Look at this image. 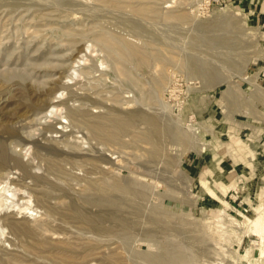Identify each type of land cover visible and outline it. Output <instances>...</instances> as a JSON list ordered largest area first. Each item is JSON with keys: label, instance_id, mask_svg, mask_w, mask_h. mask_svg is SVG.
<instances>
[{"label": "rangeland", "instance_id": "obj_1", "mask_svg": "<svg viewBox=\"0 0 264 264\" xmlns=\"http://www.w3.org/2000/svg\"><path fill=\"white\" fill-rule=\"evenodd\" d=\"M146 1L164 11L188 8L189 20L170 22L176 26V32L174 27L163 28L164 21L135 15L129 6L106 7L90 1L87 5L91 6V10L78 12L77 15L80 14L69 24L81 28L91 26L94 22L102 23L110 33L124 36L139 45L149 35L156 39H163L166 35L168 39L164 44L169 45L167 47L176 55L186 62L194 58L204 60L208 70L214 75H222L225 80L211 87L206 80L209 77L191 74L175 65L168 66L171 81L163 98L165 106L168 102L170 106L165 108L159 100L149 103L143 100L151 91L148 84L142 89L127 87L123 77L106 68V64L101 67H104L107 76H99V83L93 79V74L85 78V88H89L93 97L105 103L102 108L84 106L93 114H106L109 109H114L119 113L121 111L120 114L142 111L145 116L159 118L161 153L156 156L149 151L151 146L138 141L133 144V138L128 134L123 135V147L121 144L120 147H115L116 144L111 147L105 145L88 129L81 128L73 134L69 131L72 126L64 129L67 130L65 134L47 132L49 134L40 137L37 129L42 126L29 123L25 119V109L20 108L30 101L26 82L16 78L13 84H0V104L2 100L7 101H3L0 106V145H6L5 151L12 157L9 167L0 173L11 172V186L25 194V198L18 197L15 203L9 199L7 203L6 194L10 198V192L1 190L6 183L0 186V264H147L138 258L140 253L147 251L162 258L166 257L167 251L174 249L183 255L182 264H264V210L257 220L252 221L256 212L264 207V179H254L255 167L250 162L252 158L255 159L256 152L264 148V80L261 79L264 74L259 75V70L264 69V25L248 12V0ZM198 1L201 5L196 10ZM169 5L171 7H167ZM224 8L235 14L237 19L230 23L219 21ZM1 14L5 15L0 10ZM23 17H28V13L23 14ZM76 21L84 23L77 24ZM16 24L18 22L15 21ZM137 24L143 28H138ZM12 29L10 25L7 31L0 34L3 41L1 43L0 40L1 53L11 46L10 52L13 51L17 56L24 54V60H28L37 53L29 50L41 42L46 47L41 46L43 48L40 51L46 52L49 58H52L51 52H48L51 49L64 54V60L72 53L66 49L67 45L61 38L57 40L46 34L47 31L34 37L32 29L27 33L15 32L14 29L12 32ZM27 43L30 49L26 47ZM25 48L29 50L25 51ZM99 55L103 59V53ZM64 60L66 64L70 62ZM129 95H134V98ZM70 105L73 106L72 101ZM74 106L78 107L79 104L75 103ZM61 120L68 125L67 117ZM11 124L18 129L19 135L12 136L7 132ZM170 124L185 132L187 137L178 142L168 137L164 128ZM149 126L143 119L136 130L145 132ZM26 136L31 140L36 139L44 147L38 150V155L35 154L36 145L31 140L24 141ZM200 148L203 150L200 151ZM49 150L56 151L52 153ZM113 151H117L116 161L121 159L118 162L121 171L115 176L102 167L108 165L99 161L102 154L111 155ZM71 153L78 155L73 158L77 164L68 161ZM181 154L183 161L177 168L176 163ZM63 158L66 159L63 161L65 174L47 171L51 160ZM172 158L175 164L170 162ZM192 158L199 166L190 173L186 161ZM16 159L20 160V165ZM223 159H227L224 161L226 170L220 165ZM213 160L218 163V175L214 172ZM228 160L247 168L238 174H231ZM132 168L140 169L143 174L138 172L137 176ZM150 170H153L152 175L148 174ZM28 172L43 177L37 179L28 175ZM103 177L137 180L147 184V197L141 199L138 210L124 197H118L124 202L123 209L114 214L116 217L109 218L110 213L101 212L95 203L105 191L89 188L91 182L99 183ZM157 183L158 187H155ZM118 198L115 196L116 201ZM68 206L77 214L68 212ZM49 207L56 209L52 211ZM81 215L89 220L104 221L108 229L100 232L93 230L89 224L78 219ZM5 219L14 221L18 231L13 229L12 224L3 223ZM125 222L130 224L125 225L132 233L130 240L124 239L121 231L116 229Z\"/></svg>", "mask_w": 264, "mask_h": 264}, {"label": "bare ground", "instance_id": "obj_2", "mask_svg": "<svg viewBox=\"0 0 264 264\" xmlns=\"http://www.w3.org/2000/svg\"><path fill=\"white\" fill-rule=\"evenodd\" d=\"M90 1L99 3V5H103L106 7L108 5L109 6L112 5L116 8L129 6L132 8L134 14L139 17L146 19L148 18L150 20L156 19V20L164 21L163 28L176 27L172 25L174 23L171 24L170 22L185 21L187 19L189 20V15L187 12L188 8L187 9L184 8V10L181 9V10L164 11L163 9L157 7L155 4L146 0H85V2H82V0H0V10L2 13H5L4 16H2L3 14L0 15V34L7 31L10 25L13 26L15 32H19V33H27L29 32V30L32 29L33 30L32 33L35 35L34 37L40 35L43 31H47L46 34H49L52 37H55L56 39L58 38L57 40L61 38L60 40L64 41L67 45L66 49L72 51L71 54L66 56L65 60L70 61L68 64H66V62L62 61L64 60V54H62L61 52H56L54 49L48 51L51 52V56L53 58L52 59L48 57L49 55H47L46 52L40 51L44 47L43 42L34 44L32 49L29 48L30 46L27 43L26 47L29 48L30 50L25 48V51L29 50L33 53L36 52L38 53V54L36 53L37 55L36 54L34 55L35 57L32 56L31 58H28V60H24L26 59L24 54L17 56V54L14 55V53H12L13 51L10 52L9 49L11 46L9 48H5L2 51V53L0 52V84L2 85H7L9 83L13 84L12 82L16 78L19 79V81L21 82H26L25 86L27 88L28 95H30V99H29L30 101L28 102V104L26 105L24 104V106L21 105L20 108L25 109V115H26L25 119H28L29 123H34L35 125H39L40 127L42 126V128L39 129L36 128L39 131L40 137L44 136L45 133L47 132L65 134L67 130L64 129L69 126H72V129H70L69 131L73 132V134L75 131L78 132L81 128L88 129V131H90V133L94 137L104 142L105 145L107 144L108 146L110 145L111 147L112 144L113 145L116 144L115 147H117V145L118 147H120L121 144V147H123L125 146V144L122 142L123 135L128 134L132 136L131 138H133V140L131 139V142L133 141L134 142L133 144H135L138 141L151 146L149 151L154 156H156L157 154L161 153L160 152L161 127L159 125L160 124L159 118L156 116L155 117L145 116L142 111L133 112L135 114L132 113L120 114L121 113L120 110L119 113L114 109H109V111L106 114H93L89 108H84V106L87 105L91 108H102L105 106V103L102 100L93 97L92 94L89 92L90 91L89 88H85L87 86V83H85L86 81H84L85 78L86 77L89 78L90 75L92 74H93L92 77L93 79L96 80V82L100 79V77L104 76L105 78V75L107 76V73L104 72L103 69L104 67L101 66L106 64L105 66L106 68L112 69L116 73V75L118 74L119 76L123 77V83L127 87H131V88L138 87L142 89L146 84H148V86L151 88V91H148L150 92L149 95L143 97V100L148 103L153 100L154 101L159 100L160 103L164 104V106L166 102H165V98H163V93L168 90L170 84L169 82L171 81V74L168 71V66L175 65L176 67H178V69H183L185 71L187 70V72L189 71L191 74L209 77L206 80L208 81L207 83L211 85V87L216 83H220V80H225V79H223L222 75L220 76L217 73H215L216 75H214L212 71L208 70L205 66V63H203L204 60L194 58L192 59V61L188 62L187 60L186 62V60L181 58L180 55L179 56L176 55L173 51H171L170 47L169 48L167 47L169 45L165 46L164 43L168 39L167 38L168 36L166 37V35L165 38L163 39H159V38L156 39L155 37L149 35V37L146 38L145 41H143V39L141 38L143 42H141L139 45L136 41L134 42L129 39L123 38L124 36L121 37L120 35L110 33L108 30H106V28L108 27L105 26L106 27L105 28L104 24L102 25V23L97 24V22L96 23L94 22L97 25L96 26L94 23L92 24L91 22L92 27L91 26L85 27L82 26L84 22L83 23L78 22L82 24L81 28L71 26L69 24V21L74 20L73 18L76 17L78 12L81 13L84 9L91 10V6L87 5L89 4ZM198 2H197L198 6L196 7V10H199V7L201 5L200 1ZM172 3L174 4L176 2H172ZM167 7H171V6L169 5ZM99 9L101 10L102 8ZM22 11L24 15L28 13V17L24 18ZM88 18L90 19V17ZM235 18H236L235 14L229 12L228 9L224 8L221 10L219 21H225L230 23ZM61 20H63L64 22L63 21L61 22ZM15 21L18 22V24L15 25ZM97 21H99V19ZM175 25H177V23ZM137 26L138 28L142 27L138 24ZM146 30L148 29L146 28ZM139 31L137 32L140 33ZM169 31L171 30L169 29ZM176 32L178 31L176 30ZM18 35L19 34H17V36ZM13 37H15V35H13ZM17 39H21V38H17ZM0 40L2 43L3 41L1 39V36H0ZM41 46L43 47L41 48ZM48 47L49 46L47 45V48ZM51 48H56V47L55 46L53 47L52 45ZM25 51L23 53H25ZM99 53L100 54L103 53L104 55V56L102 55L103 59L100 58ZM2 67L3 68L7 67V68L2 69ZM98 72H100L99 75H96V73ZM191 78L193 79V75L191 76ZM17 83L19 84L20 82ZM13 87L15 86L13 85ZM98 87L99 86H97V89L100 90V88ZM128 97L134 98V95H129ZM3 101L5 100H2L1 102L3 103ZM71 101L73 102V106L70 105ZM2 103L0 104V106L2 105ZM75 103H78L79 106L78 107L74 106ZM168 105L169 102L167 104V107ZM167 107L165 106V108ZM66 117L69 119L67 120L68 125H66L65 121L61 120L62 118H66ZM11 118H15V117H11ZM143 119L150 125L148 130H146L145 132L136 130L139 121ZM20 121L22 122V120ZM172 123L173 125L175 124L174 121ZM57 124H61V126H57ZM173 125L170 124L169 127L167 126L164 128L165 134H167V136L174 141L177 142L178 140L183 141L187 137V136L185 137L186 135L185 132L179 130V128L174 127ZM6 130L12 136L19 135L17 133L18 129L14 126V124L9 125V127ZM29 136L31 137V135ZM23 139L24 141H28V142L31 140L27 138V136ZM31 141L36 145L37 153L35 154L38 155L39 152L38 150H40V148L44 149V147L40 145L36 139ZM5 146L2 144L0 145V171L2 170L5 171L9 167L8 166L9 161L12 160V157L8 156V154L6 153L7 151H5ZM202 150L203 148H200V151ZM49 151L54 153V151L56 150H52V151L49 150ZM116 153L117 151H113L111 155L102 154L99 157L100 162L105 163V165H108V167L105 166L102 167L108 170L109 173H113L114 174L113 176H115V174H119V172L121 171L118 168L119 166L118 162L121 161V159L119 158L120 160L118 159L116 161L117 159V156L115 155ZM59 155L61 156L62 154L60 153ZM77 156H78L77 154L71 153V159H69L68 161L77 164V162H75L76 160L73 159L76 158ZM64 160L66 159L63 158L58 161L51 160L49 162L50 164H48L47 166V171L49 173L65 174V170L63 168ZM16 161L18 165L21 164L19 159L18 160L16 159ZM182 161H183V154L180 155L178 162L176 163L177 168L180 167ZM170 162L174 163V158H172ZM122 163L120 164L124 165ZM212 165L214 167V172L216 171L215 174L218 175L219 172L217 171L218 163H216L213 160ZM132 170L137 172L136 175L138 174V172L140 175L142 173L140 172L141 170L138 168H132ZM151 171L153 170H150V172L148 171V174L152 175ZM10 173L11 172L0 173V186L1 184L6 183L5 186L1 187V190H4V193L10 192V198H8V195L6 194L5 201H7V203L9 199H11V201L14 202L18 197L19 198L24 197L23 196L24 193H22L19 188H15L11 186L10 181L12 180H10L11 179ZM28 175L37 177V179L38 177L39 178L43 177V176H36L32 172H28ZM158 184L159 183H157L155 187H158ZM148 187L147 184L145 185L144 183L137 180L127 181V180L119 179L117 177H110V178L103 177L102 180L99 181V183L91 182L89 184V188L91 189L97 190L98 188H100L99 190L101 192L105 191V194L101 197H98L95 203H97L96 205L101 208V212L105 214L110 213L109 218L116 217L117 215L114 214H117V212H121L123 209L122 204L124 202L118 197L120 198L124 197L128 202L132 203L133 208L138 210L141 199H145L147 197V193H148L147 189H149ZM115 196H117L118 201H116ZM66 208H63V210L66 209L68 212L76 213L72 207L68 206ZM25 209L27 210L28 206ZM49 209L53 211L54 209H56V207L55 208L49 207ZM263 210L264 207L258 212H256V215L254 218H252V221L257 220ZM44 216H46V214ZM79 217L80 218L78 219H80V221H82L86 225L89 224L90 227L93 228V230L95 229L96 231L98 230L100 232L102 230L108 229L107 226H104V221L89 220V218L82 215ZM153 219L156 220V217L154 215H153ZM7 222L8 224L13 225V229L15 231L16 230L18 231V227L15 225L14 221H9L8 219H5L3 223H7ZM125 225L130 226L128 222L127 223L125 222L122 225H118L116 229L118 231H121V233L124 236V239L130 240L132 239V233L129 229H126ZM0 229H1V222H0ZM262 240H263L262 243L264 245V239ZM182 256L183 255L180 253V251L174 249L171 251H167L166 257L157 258L154 255H152V253L145 251L140 253L138 258L142 259L147 264L149 263L150 264H182L181 263ZM138 264H142V262L140 263L138 262Z\"/></svg>", "mask_w": 264, "mask_h": 264}, {"label": "crops", "instance_id": "obj_3", "mask_svg": "<svg viewBox=\"0 0 264 264\" xmlns=\"http://www.w3.org/2000/svg\"><path fill=\"white\" fill-rule=\"evenodd\" d=\"M247 7H248V12L250 14H253L257 20L264 25V0H248L247 3ZM262 73L264 74V69H260L259 70V75L261 76ZM262 80H264V76L263 78H261ZM229 127V125H228ZM234 123H232V131L234 132ZM263 146H264V140H263ZM227 161V159H223L220 163L221 167L224 168L223 170H226V166H225V162ZM250 162H252V164H254L255 167V173L253 174L254 179H256L257 181L260 179H264V148L260 149L256 152L255 155V159H251ZM227 163L231 164L230 169L228 170L229 172H231V174L235 172V174H238L239 171L245 170L244 168H247V166H243L240 167L241 163H234L233 160H228ZM243 163V162H242ZM186 166L189 169L190 173H193V169L194 168H198V162L196 163V161L194 160V158L190 159L189 161H186ZM229 168V167H228ZM241 175V174H240ZM238 180H241V177L238 175ZM255 182V181H254ZM251 186V185H249ZM252 187V186H251ZM209 196V195H208ZM211 197V196H209Z\"/></svg>", "mask_w": 264, "mask_h": 264}]
</instances>
